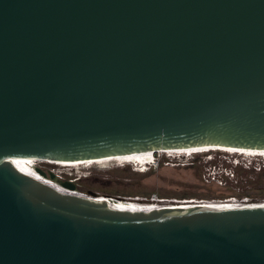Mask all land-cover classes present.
I'll return each instance as SVG.
<instances>
[{
	"label": "water",
	"instance_id": "1",
	"mask_svg": "<svg viewBox=\"0 0 264 264\" xmlns=\"http://www.w3.org/2000/svg\"><path fill=\"white\" fill-rule=\"evenodd\" d=\"M207 149L264 152V0H0V264H264V201L142 210L18 161Z\"/></svg>",
	"mask_w": 264,
	"mask_h": 264
},
{
	"label": "rangeland",
	"instance_id": "2",
	"mask_svg": "<svg viewBox=\"0 0 264 264\" xmlns=\"http://www.w3.org/2000/svg\"><path fill=\"white\" fill-rule=\"evenodd\" d=\"M37 165L44 170L55 168L61 179L73 181L81 192L119 195L127 201L165 205L183 200L234 199L249 203L264 200V157L215 151L190 156L158 152L154 164L144 172L133 169L132 164L117 166L112 161L87 168L40 161Z\"/></svg>",
	"mask_w": 264,
	"mask_h": 264
},
{
	"label": "bare ground",
	"instance_id": "3",
	"mask_svg": "<svg viewBox=\"0 0 264 264\" xmlns=\"http://www.w3.org/2000/svg\"><path fill=\"white\" fill-rule=\"evenodd\" d=\"M222 152V153H228V154H236V155H248V156H254V157H261L262 155H264V152L261 153H255L253 151H244V150H233V149H207V150H198V151H170V150H166V151H157V152H142V153H137V154H133L130 156H122V157H118L115 159H104V160H98V161H87V162H72V163H49L55 166H73V165H82L84 167H91V165H101V166H105V164H109V162H113L114 165L117 166H121V165H134V166H138V165H142L145 164L147 166V162L150 160H154L155 161V153L161 152L164 154H180V155H187L190 156L192 154L195 153H206V152ZM20 162V164L23 166V168L30 172L33 176L35 177H39L38 174L35 172L34 170V166H37V162L38 161H34L32 159L29 160H18ZM45 165V164H44ZM76 168V167H75ZM55 169V168H54ZM53 172L58 173V171L54 170ZM74 169V168H73ZM62 175V174H61ZM40 178V177H39ZM65 178V177H64ZM43 179V178H42ZM45 180V182L52 184L54 186H56L55 182L53 180H50L48 178L43 179ZM78 187V186H77ZM68 191V190H66ZM79 191V190H78ZM81 193V191L79 192ZM192 200V199H191ZM264 201V200H263ZM261 201V202H263ZM131 203H133V208L136 209H142V210H153V209H160V208H166V207H170V206H175L178 204H193L194 201H188V200H183L181 202H178L177 204H159V203H155V202H135V201H130ZM197 202H203L202 200L197 201ZM172 203V202H171ZM204 204H208V205H212V206H221V205H229V206H241V205H248L250 204L249 202H240L237 200H212V201H208V202H203ZM260 203V202H257Z\"/></svg>",
	"mask_w": 264,
	"mask_h": 264
}]
</instances>
